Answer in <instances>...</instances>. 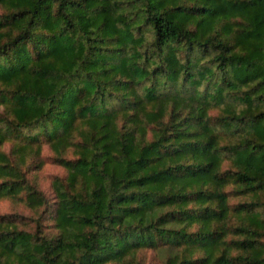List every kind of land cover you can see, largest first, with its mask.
I'll return each mask as SVG.
<instances>
[{"label": "trees", "instance_id": "trees-1", "mask_svg": "<svg viewBox=\"0 0 264 264\" xmlns=\"http://www.w3.org/2000/svg\"><path fill=\"white\" fill-rule=\"evenodd\" d=\"M3 198L0 264H264V0H0Z\"/></svg>", "mask_w": 264, "mask_h": 264}, {"label": "rangeland", "instance_id": "rangeland-1", "mask_svg": "<svg viewBox=\"0 0 264 264\" xmlns=\"http://www.w3.org/2000/svg\"><path fill=\"white\" fill-rule=\"evenodd\" d=\"M52 151L48 148V146L44 147V154L49 156ZM67 173L66 168L63 165L54 163L48 160L44 166L36 172L38 177V181L42 189L48 194L53 195V187H52V178L54 175H65ZM22 206L14 205L9 199L3 198L0 199V213L12 211L15 209H23ZM151 255V252H149Z\"/></svg>", "mask_w": 264, "mask_h": 264}]
</instances>
